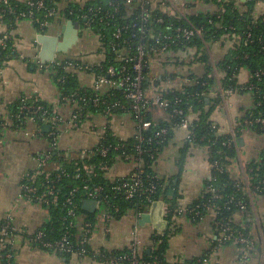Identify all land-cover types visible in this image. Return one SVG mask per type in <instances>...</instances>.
<instances>
[{"label":"built area","instance_id":"obj_1","mask_svg":"<svg viewBox=\"0 0 264 264\" xmlns=\"http://www.w3.org/2000/svg\"><path fill=\"white\" fill-rule=\"evenodd\" d=\"M96 0H54V7L50 8L46 6L45 0H39L33 2L28 0V6L30 10L28 12L16 13V11L10 6V0H0V4L6 6L5 10H0L1 13H12L15 15L16 20L28 19L32 23L36 22L41 28H49L53 24L47 20L48 18H55L56 20L62 19L64 21H73L81 23L82 28H87L92 30V26L99 25L101 27L108 26L113 30V41L109 43L108 49L103 44L105 36L97 34L99 36L101 50L103 47V53L105 56V61L98 66H88L82 65L76 60H59V58L54 59L53 61L42 63L39 50L35 55L34 63L40 71L52 72L56 69L61 70H74V72H87L93 73L100 70L99 74L95 76V83L90 90L93 91L92 99H88L87 96L73 95L70 97H64V101H71L73 103H83L88 104L90 102L94 107H104V116L106 118L112 117V110L110 107L109 99L113 97L112 92L121 91L126 102L129 103V106L126 107L120 101H115L113 103V108L120 110H127L129 115L135 117L134 124V135L132 138L136 139L137 142L130 146L128 143L129 139L121 140L125 143L120 144L116 147V150H123L122 157L125 160L134 159L136 161L133 172L129 175L128 178H120L117 180L115 186L112 188L111 195L105 194V188L96 185L91 186L88 181L83 185L82 190L85 192L86 200H95L97 201L96 212L100 214V220L106 225V231L109 232L110 224L115 219L117 214H120L121 208L117 204L113 203V199L118 196H122L125 201L133 202L138 198L145 197V201L149 204H152L156 201L162 200L156 199V196L161 187L164 188V185L161 184V178L155 174L146 175V180L144 178L146 171L143 163V157L147 156L151 160H156V155L152 153V150L145 149L144 144L149 143L150 145L160 146L165 142V138L168 135V129L162 128L155 132L153 138L146 139L143 137L142 132L147 131L153 127L152 122L146 120L143 116V111L149 107L160 108L164 111H168L173 108L174 115L182 116L184 114L183 110L178 108L181 105L182 99L176 98L174 103H171L164 98L167 91L179 88L177 90L181 91L184 95L186 94L185 89L181 88L184 84H189L190 82L195 81L194 79L180 78L181 83L176 86H167L162 87L160 84L165 82H171L167 79L165 82H161L163 76L156 71L154 63H151L149 60L150 54H155L156 56H163L169 51L177 46H180L184 43H189L195 38L204 40L206 35L205 27L202 24L193 23L189 17L190 14H186L182 9H180L172 0H125L127 6H129L134 11L137 10L139 13L140 23H134L132 26L124 25L119 27L116 23L113 22L115 14L119 11V7L115 5V0H110L107 5L113 6V10L109 11L104 8L103 5L94 4L88 5L89 2ZM114 1V2H112ZM172 1V2H171ZM196 4H203L206 1L214 0H190ZM218 3H222V0H216ZM64 8L60 7L62 5ZM137 4L135 7L134 5ZM77 5L81 6V9L78 11L79 14H76ZM38 11H44L46 20L40 21L35 17V12L33 9ZM156 10H160L172 18L176 19L179 23L177 25L171 24L165 27L164 31H158L150 28L148 24L151 20H154L158 25H164L166 20L162 16H156ZM198 15V14H194ZM209 23H212L210 21ZM130 28H135L138 30V33L135 32L129 39L123 38V32H126ZM222 28V27H220ZM80 30V31H81ZM103 30V29H101ZM229 30H234L233 27H230ZM56 36H61V33H57ZM226 37H231L235 41L238 39V36L235 34L227 33ZM153 41L152 45H149L148 39ZM252 35L249 32L246 35L243 43L245 45L249 44L251 41ZM37 43V42H36ZM135 46L136 51L133 54H128L127 49L129 46ZM112 53L116 55V60L118 63H123L120 68L116 65L110 64L108 67L104 65L107 61V53ZM177 54V52L175 53ZM171 54V55H175ZM18 57L17 53V43L13 39L10 31L4 33L1 37L0 44V75L3 73L9 61ZM175 59L170 60V64L173 65ZM182 63V59L180 60ZM180 68V66H176ZM154 69L156 72L151 75L152 81L149 85V96L145 89V80L149 74L150 69ZM262 74H257V77L260 78ZM252 79V77H251ZM57 81L59 83L65 82V77L60 76ZM247 84V83H245ZM181 85V86H180ZM246 89L258 90L253 84L245 87ZM232 90L225 91L223 88L220 90L219 94L221 96L231 94ZM264 97V93L261 94V98ZM260 98V96L258 97ZM29 99V98H28ZM27 98L21 100L22 106L18 115H15L14 120L19 127L26 126V122L33 121L37 122V132L42 134V126L50 125L51 131L45 133L43 136H47L50 140V149L47 151L41 152L36 155L35 161L37 167L32 172L26 174L21 181L20 189L21 196L20 198L28 202H36L44 206H49L52 203L58 201V196L56 193L57 183L64 176H70L66 168L61 166H56L53 171L58 172V175L53 176L52 170L48 169V162L52 158V154L56 155L59 152H63V157L66 156L64 151L59 149V139L62 137L63 128L67 127L71 130H79L85 124H82L83 115L81 111L82 107L77 108L74 113L70 124H63L64 120L60 118L57 113L53 110L49 112L44 106H35L28 104ZM261 104V103H259ZM177 106V107H176ZM112 108V109H113ZM9 123L7 120L0 118V149L3 146V139L5 131L9 128ZM96 127V126H95ZM110 127L109 124L103 126V135L101 136L98 145L92 149L78 151L82 158H85L89 152L93 149L98 148V153L102 157H106L109 152V148L104 145H101L105 131ZM112 127V124H111ZM257 127L258 130L264 131V118H257L255 120L245 121V124H238L231 128L230 132L226 136H230V139L225 142L226 146L235 147L238 151V158L240 157V143L239 139L241 138L242 133L245 129H251ZM191 124L187 120H183L176 130H186V142H191L194 140V134L191 131ZM112 129V128H111ZM212 129L220 135V128L218 125L212 126ZM44 133V132H43ZM47 134V135H46ZM115 136L116 133H114ZM132 147L129 151L128 148ZM205 148V147H204ZM207 158L210 164L211 174L210 178L207 181L205 192L212 195L211 202L203 206L214 214V225L219 233V243L222 245H234L238 249L239 255V264H249V261L252 257V254L256 250V242L254 236L249 229L251 228V214L254 213L252 205L253 201L257 195H260L264 191V178L258 180L256 183L250 181V174L252 170H249L246 164L242 167V176L238 181L244 182L246 194L248 196V202L244 201L236 195H229L226 197V201L223 205H218L217 203L224 200V197L221 192V188L218 186V176L230 172V166L226 167L220 164L219 161L215 160L210 162L212 159L210 148L206 147ZM57 152V153H56ZM76 153L71 154L70 158H73ZM237 158V159H238ZM259 159V158H258ZM256 159L255 161H257ZM254 162V161H253ZM97 168L95 166L84 165L83 168H77L76 173L74 174L75 179H81L83 177L95 176ZM99 170L109 173L111 171L110 166L104 164L99 167ZM84 172V174H83ZM43 178L41 180L40 178ZM45 182L46 185L42 186L44 189L42 192H39V184ZM77 192V189H73L68 199L64 202V206L67 209V215L64 217V233L62 236L55 239H48L47 233L41 229L30 234L28 239L29 243L33 246L40 247L46 251H56L64 255H79L81 257L93 255L95 258L103 260L105 264H141L139 256V247L141 245V240L139 237V225L138 222L141 216L145 213H149L152 205L145 212L133 211L136 215L137 225L135 226L132 232L131 247L128 250L127 254L113 255L107 249H99L98 251H93L90 242L92 240L95 224L90 221H84L80 226L79 218V205L74 201L73 196ZM217 202V203H216ZM164 210L166 220L168 221V229L165 231V234L169 237L175 232V220L180 216H191L193 219H203L201 217L199 208H191L189 206H180L176 211H172L171 207L164 201ZM214 205L211 207V204ZM216 203V204H215ZM230 206H235L241 213H250L248 221L241 224H236L235 222L229 221L227 218H219L220 213ZM172 215V216H171ZM171 216V218H170ZM173 217V218H172ZM77 226H80V234L78 237L79 242L76 243L74 240V234L72 233L73 229ZM16 228L13 225L11 218L5 220H0V264H15L16 251H15V235ZM179 264H208L206 259H199L195 262H181Z\"/></svg>","mask_w":264,"mask_h":264},{"label":"crops","instance_id":"obj_2","mask_svg":"<svg viewBox=\"0 0 264 264\" xmlns=\"http://www.w3.org/2000/svg\"><path fill=\"white\" fill-rule=\"evenodd\" d=\"M27 2L28 0H18ZM186 14H202L209 10H215L214 4H196L190 0H172ZM171 1V2H172ZM225 3L236 4L241 11L246 12L249 2L252 0H222ZM62 5V4H61ZM64 8V6H60ZM254 16L264 17V0H255ZM57 21V22H56ZM47 29L48 34L61 33L62 25L66 21L61 18L56 20ZM11 26L0 14V44L1 37L7 31L17 43L18 57L12 58L0 75V118L8 121L9 128L5 131L3 146L0 149V220L11 218L16 228L15 236V264H105L93 255L81 257L79 255H64L56 251H46L33 246L28 239L30 234L52 223V215L46 206L39 203L28 202L20 198L22 178L35 170L37 154L50 149V140L45 133L37 132L36 123L28 121L24 127L15 125L11 118L9 106L24 98H37L44 102L64 120L63 124L70 121L78 108L77 103L64 101L51 75L39 72L34 63L35 55L40 51L36 38L39 34L34 24L28 19L16 20ZM12 27V28H11ZM80 42L67 54H59V60L77 58L83 66H98L105 61L101 50L99 36L87 28L80 31ZM237 41L231 37H221L217 41L209 42L204 49L209 58L213 75L218 81V93L223 88L222 81L225 74L221 70V63L231 55L236 48ZM69 54V55H68ZM61 55V56H60ZM197 51L187 54L172 55L171 60L182 57L180 68L175 65L164 67L159 62L154 66L160 76L168 73H183L202 76L205 71V63L196 62L194 56ZM73 60V59H72ZM196 62V63H193ZM83 88L90 89L94 86L95 76L87 72H78ZM251 73L242 70L238 80L240 83H248ZM171 82L161 83L162 87L176 86L182 81L180 78H170ZM223 104L215 110L213 121L220 128V135H227L231 128L243 124L247 114L254 108V98L251 94L231 93L222 96ZM156 121L169 119L167 113L160 109L153 110ZM85 124L79 130H71L64 127L62 137L59 139V149L70 156L82 150L96 147L103 135V126L112 124V130L119 138L130 139L134 135L133 117L129 114L115 115L111 120L97 115H88ZM96 126V127H95ZM47 135V134H46ZM187 131L176 130L172 141L164 147L157 160L156 174L164 182L167 197H178L181 206H189L200 199L205 193L207 181L210 178L211 169L207 158V151L203 147H193L183 167L179 165L180 150L186 142ZM244 145L240 146V157L232 161L230 173L234 180L242 176V167L249 164L264 154V135L257 134L254 130L245 129L241 135ZM135 164L118 163L111 170L113 179L128 177L134 170ZM165 201V200H164ZM166 202V201H165ZM167 203V202H166ZM251 214V232L256 242V250L252 254L249 264H264V195H257L253 201ZM168 204V203H167ZM168 206H170L168 204ZM91 214V213H90ZM250 213H237L234 222L241 224L248 221ZM136 215L133 211L114 219L110 224L109 232L106 225L99 220L94 229L91 240L93 251L107 249L110 252L129 250L131 247L132 232L137 225ZM214 214L210 212L203 219L193 222L187 216H180L175 220V232L169 238V252L167 260L169 264L181 262H195L206 259L208 264H239L238 249L234 245H222L219 243V233L214 225ZM139 225V237L141 245L139 256L148 251L155 250V242L151 236L154 232L165 235V232L155 230L152 225Z\"/></svg>","mask_w":264,"mask_h":264},{"label":"trees","instance_id":"obj_3","mask_svg":"<svg viewBox=\"0 0 264 264\" xmlns=\"http://www.w3.org/2000/svg\"><path fill=\"white\" fill-rule=\"evenodd\" d=\"M33 2H37L39 0H31ZM57 2L60 0H56ZM110 0H96L89 2L88 5L100 4L103 5L105 9L112 11L113 6L107 5ZM46 6L53 8L54 7V0H45ZM114 2V1H112ZM206 5L214 4L216 6L215 10H209L207 13H202L198 15H190L189 19L195 24H202L205 27L206 35L204 40L199 38L193 39L189 43H184L180 46H177L169 51V53L163 56H156L155 54L149 55L150 65L154 62H159L164 67L170 65V60L172 55L177 52L180 54L181 52H186L187 54L191 53L192 51H197V55L194 56L196 62L205 63L206 71L202 76L193 75V74H183V73H166L161 82H165L167 79L171 80L177 78H188L194 79L195 81L190 82L189 84H184L181 88L185 89L186 94L184 95L181 91L176 89H172L166 92L164 98L170 101L171 103L175 102L176 98H181L182 103L178 108L182 109L184 114L182 116L174 115L173 108L165 111L169 116V119L166 121H156L153 116V110L156 107H149L148 109L143 111V116L146 120L152 122L153 127L147 131H143L142 135L146 139L153 138L155 132L166 128L168 129V135L166 136L165 142L160 145H150L149 143H145V149L152 150V153L156 155V160H151V158L144 156L143 163L145 166L146 174L144 176L146 180V175L156 174L155 166L157 160L159 158L160 153L163 151L164 147H166L174 138L176 128L179 124L185 119L191 124V131L194 134V140L191 142H185L184 146L180 150V160L179 165L183 167L187 157L189 155L190 150L193 147H208L211 150L212 161H219L221 165L229 167L232 161L237 160L238 158V151L233 147H229L225 145L230 139V136L226 135H218L212 129L216 123L213 121V114L216 109H218L224 102V98L221 94L218 93V81L213 75L212 67L209 64V58L206 54L204 49L205 45L209 42L217 41L221 37H225L227 33L235 34L238 36L236 48L231 52V55L226 58L224 62L221 63V70L225 74V78L222 81V86L225 91L232 90V93H243V94H251L254 98V108L247 114V118H245L242 122L245 124V121L248 120H255L257 118H264V97L261 98V94L264 93V17L257 18L254 16V8H255V0H252L251 3L249 2L247 11H241L239 7L234 3H218L216 0L206 1ZM115 5L119 7V11L115 14V18L113 20L119 27L128 25L132 26L134 23H140L139 13L137 10L131 9L125 3V0H115ZM137 4L134 5V7ZM10 6L16 11V13L21 12H28L30 7L28 6L27 2H20L18 0H10ZM6 6L0 4V10H5ZM76 14H79L78 11L81 9L80 5H77ZM35 12V17L40 19V21L46 20L44 11H38L37 9H33ZM156 16H162L166 23L164 25H158L155 23L154 20L148 24V26L154 30L164 31L165 27L171 24L177 25L179 22L169 16L168 14L156 10ZM1 16L5 21L11 23V26L15 24L16 21L15 15L9 12L1 13ZM50 22H55V18H48ZM212 21V23H209ZM57 22V21H56ZM35 28L38 30L39 33L47 32V29L41 28L39 24L33 22ZM222 27V28H220ZM230 27H233L234 30H229ZM12 28V27H11ZM92 31L96 34H101L105 36V40L103 41L104 47L106 46L108 49L109 43L113 41V30L112 28L105 26L101 27L99 25L92 26ZM103 29V30H101ZM135 32L138 33V30L135 28H130L126 32H123V38L129 39ZM251 33L252 39L249 41V44L245 45L243 40H245L246 35ZM232 37V36H231ZM149 45L153 44V41L149 38L148 39ZM103 51V47H102ZM136 48L135 46H129L127 49L128 54L135 53ZM176 55V54H175ZM182 59L181 56L175 58L173 65L180 66L184 64V60L181 63L180 60ZM193 62V63H196ZM113 64L116 65L118 68L123 63H118L116 60V55L112 53H107V61L104 65ZM99 67L96 68V71L90 74L96 75L100 73V70L97 71ZM248 70L251 73V77L247 84H242L239 82L238 77L242 70ZM156 71L154 69L149 70V74L147 75V79L145 80V89L146 92H149V85H151L152 76ZM257 74H262L260 78L257 77ZM60 76L65 77V82L59 83L57 79ZM51 77L55 80L57 87L62 95V99L64 97H70L75 95L79 96H87L88 99H92L93 91L90 89H85L82 87L80 83V78L78 76V72H74V70H61L56 69L51 72ZM181 81V79H180ZM253 84L258 90L253 89L249 90L246 89L248 85ZM113 97L110 98L109 103L111 104L112 115H125L129 112L127 110H120L113 108V103L115 101H120L126 107L129 106V103L125 101L121 91H114L112 92ZM149 96V93H148ZM260 96V98H258ZM207 99H210V102H207ZM28 104H32L35 106H44L46 109L51 112L53 108L49 107L44 102H41L39 99L33 97L27 100ZM261 103V104H259ZM22 106L21 100L13 103L9 106V111L11 114V118L14 119L15 115H18L20 112V108ZM82 107L83 110L81 111L83 118L82 121L87 120L86 118L88 115H97L101 117L104 116V107L96 108L90 102L88 104L79 103L78 108ZM177 107V106H176ZM113 108V109H112ZM14 116V117H13ZM112 117L107 118L111 120ZM133 117V116H132ZM135 119V117H133ZM38 121H40L38 119ZM38 121L35 122L38 124ZM16 124V120H14ZM83 123V122H82ZM27 124V122H26ZM110 127L105 131L103 140L101 145L106 146L109 148L108 155L106 157H102L98 153V148L93 149L91 152L87 154L85 158H82L79 153L73 158L68 157L67 155L63 157V152H59L54 155L52 154L51 160L48 162V169L52 170L53 176H57L58 172L53 171L56 166H61L66 168L67 172L70 176H64L62 179L57 183V196L58 201L56 203H52L49 206H46L52 215V223L44 226L42 230L47 233L48 239H55L63 235L64 233V225L66 224L64 221V217L67 215V209L64 206V202L68 199L70 192L73 189H77V192L74 194L73 199L79 205V222L80 226L81 223L84 221H90L97 225L98 221L100 220V214L96 212L95 214H90L83 210V202L87 199L85 192L82 190L83 185L88 183L93 187L96 185H100L105 188V194L111 195L112 188L115 186L117 180L120 179H113L110 174L107 172H103L99 170V167L107 164L110 166L112 170L118 163H127V164H136L134 159L125 160L122 157L123 150H116V147L120 144H123L121 138L114 135L113 130ZM257 134L264 135L263 130H258L257 127L252 128ZM137 142L136 139L130 138L127 144L132 146ZM132 147L128 148V151ZM84 165L95 166L97 168L95 176H86L81 179H75L74 174L76 173L77 168H83ZM250 174V181L254 184L258 180L264 178V154L259 157L257 161L252 162L251 164L247 165ZM84 174V172H83ZM129 177V176H128ZM126 177V178H128ZM43 180V178H40ZM164 182L161 180V184ZM45 182H41L39 184V192L43 191V187L45 186ZM164 185V184H163ZM218 186L221 188L222 195L224 200L220 202H216L218 205H223L226 201V197L229 195H236L243 199L244 201L248 202V196L246 194L244 182H240L238 180H234L230 172L221 174L218 176ZM264 195V191L260 194ZM156 199L165 200L171 207L172 211H176L181 205L179 204L178 197L174 199L167 197V191L165 188L161 187L159 192L156 196ZM212 195L210 193L205 192L203 196L194 201L189 207L195 208L200 206L199 211L201 217H206L209 215L211 210L205 208L203 204L207 205L211 202ZM36 203V202H34ZM113 203L117 204L121 208L120 214H117L115 219H121L122 216L129 213L130 211H137L138 212H145L149 209L152 204H149L145 201V197H141L136 199L133 202H128L123 199L122 196H118L117 198L113 199ZM215 203V204H216ZM214 203L211 204V207ZM44 206V205H43ZM240 211L235 208V206H230V208L224 209L219 218H227L229 221L234 222V216L239 213ZM172 216V215H171ZM170 216V218H171ZM187 216L191 221L197 222L201 219H193L191 216ZM173 218V217H172ZM80 226H77L73 229L72 233L74 234V240L76 243L79 242L78 237L75 239L76 236L80 234ZM176 229V228H175ZM251 231V228L249 229ZM169 236L168 235H161L158 232H154L151 236L152 241L155 242V250L151 253L148 251L144 252L140 259L141 264H169L167 260V255L169 252ZM44 250V249H43ZM128 250L123 251H113V255H120V254H127ZM98 259V258H96ZM99 261H103L98 259ZM128 264V263H126Z\"/></svg>","mask_w":264,"mask_h":264},{"label":"water","instance_id":"obj_4","mask_svg":"<svg viewBox=\"0 0 264 264\" xmlns=\"http://www.w3.org/2000/svg\"><path fill=\"white\" fill-rule=\"evenodd\" d=\"M81 23L67 21L62 25L61 36H55L48 33H41L37 36L36 42L40 47L39 56L42 63L53 61L59 54L68 53L74 46L80 42L82 36ZM210 102V99H207ZM44 133L51 131L50 125H43ZM240 146L244 145V139H239ZM164 200H159L153 203L149 213L141 216L139 224L141 226L152 225L157 231L165 232L168 229V221L166 220L164 210ZM97 201L85 200L83 202V210L91 214L96 213Z\"/></svg>","mask_w":264,"mask_h":264},{"label":"rangeland","instance_id":"obj_5","mask_svg":"<svg viewBox=\"0 0 264 264\" xmlns=\"http://www.w3.org/2000/svg\"><path fill=\"white\" fill-rule=\"evenodd\" d=\"M64 54H67V53H64ZM61 55H63V54H61ZM60 55V56H61ZM69 55V54H68ZM76 60V61H80L79 59H78V57L77 58H73V57H70V59L69 60ZM39 72H41V73H44V74H48V75H51V73L50 72H46V71H40L39 70Z\"/></svg>","mask_w":264,"mask_h":264}]
</instances>
